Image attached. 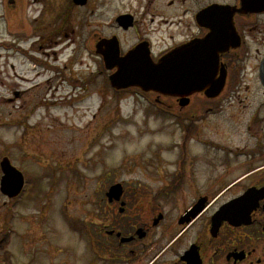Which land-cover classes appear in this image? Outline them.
Instances as JSON below:
<instances>
[{"label": "rangeland", "instance_id": "rangeland-1", "mask_svg": "<svg viewBox=\"0 0 264 264\" xmlns=\"http://www.w3.org/2000/svg\"><path fill=\"white\" fill-rule=\"evenodd\" d=\"M34 1L21 3L19 28L26 29L21 35L26 39H14L19 31L12 30L13 37L3 41L7 50L0 49V157L6 155L26 179L17 199L0 191L1 214L7 217L3 226L12 235L11 262L142 264L138 255L117 259L116 249L98 258L90 250L88 227L113 226L114 208L106 204L113 184L122 183L127 194L147 186L155 193L164 186L163 177L175 169L183 149L176 147L181 126L157 115L154 97L110 86L108 74H101L95 34L116 35L128 49L135 33L118 36L116 18L131 14L159 51L172 42L170 35L177 38L176 24L156 18L160 10L148 8L147 0H89L85 8L71 0ZM35 17L40 21L32 26ZM163 166L159 173L156 168ZM139 214L140 221L148 220V212ZM176 215L168 212L166 224L152 230L145 241L149 247L161 236L166 243V226ZM191 240L178 241L166 260L173 261L181 242Z\"/></svg>", "mask_w": 264, "mask_h": 264}, {"label": "flooded vegetation", "instance_id": "flooded-vegetation-1", "mask_svg": "<svg viewBox=\"0 0 264 264\" xmlns=\"http://www.w3.org/2000/svg\"><path fill=\"white\" fill-rule=\"evenodd\" d=\"M37 1L41 3L34 2ZM21 3L22 0H0V49L4 51L8 46L3 41L13 37L12 30L19 31L14 39H26L21 36L26 29L19 28V21L23 24L19 18ZM42 5L47 9L45 3ZM147 7L160 10L156 17L160 21L176 24L177 38L170 35L172 42L155 51L150 32L140 28L134 17V24L127 29L117 23L121 32L118 36L135 33L128 49L120 41L121 55L144 45L143 51H149L157 63L174 49L191 43L199 46V42L203 44L210 37L214 49H203L197 57L204 72L199 85L210 93L222 89L217 95L202 90L184 98L145 93L154 97L159 106L157 115L171 118L181 126L182 136L176 147L183 146L182 152L178 150L175 169L163 177L164 186L155 193L147 186L143 192L127 194L124 190L121 201L107 199V206L114 208V224L111 228L104 224L88 227L92 234L88 237L90 250L104 258V250L116 249L117 259L138 255L142 264H192L189 260L193 258L200 264H264V199L252 214L250 225L235 227L223 222L217 235L212 234L214 214L223 205L250 188H264V0H147ZM151 16L150 22H154L156 18ZM33 21L31 25L35 26L40 19L35 17ZM97 35V42L103 39ZM197 51L194 49L193 54ZM104 72L109 79L111 73L101 70V74ZM185 100L188 102L183 105ZM188 156L190 159L182 160ZM1 157L0 179L1 163L7 156ZM164 168L156 169L160 173ZM249 180L253 181L249 184ZM154 199L161 202L153 204ZM2 210L0 204V264H8L14 257L8 247V231L3 226L7 217L1 214ZM141 210L148 212L147 221L136 218ZM170 211L177 215L166 226V243L161 236L158 244L149 247L145 241L153 229L166 224ZM159 215L162 218L156 224ZM186 236L192 240L181 242L176 258L168 262L166 255L177 249L178 241ZM138 245H142V250H135Z\"/></svg>", "mask_w": 264, "mask_h": 264}, {"label": "water", "instance_id": "water-1", "mask_svg": "<svg viewBox=\"0 0 264 264\" xmlns=\"http://www.w3.org/2000/svg\"><path fill=\"white\" fill-rule=\"evenodd\" d=\"M76 5L84 6L87 0H73ZM118 23L124 28L133 25L132 15H122L117 19ZM210 37L204 40L203 44L199 42L191 43L184 48H177L169 54L162 57L157 63L151 58L149 51L146 53L144 45L135 47L121 56L119 41L116 37L112 39H102L96 45V52L103 56L105 67L109 70L116 68L111 74V86L116 90L128 89L130 87H138L144 92L154 91L159 94L187 97L194 92L205 90V87L199 85L204 80L203 71L199 66L197 57L203 49H214L212 39ZM210 43V46L208 45ZM198 49L194 55L193 50ZM183 56V62L180 63V57ZM207 58V57H206ZM211 58L213 60L214 54ZM218 59L215 53V60ZM261 79L264 84V68L261 70ZM222 88H216L214 92L205 90L209 95H217ZM188 100L183 101L185 105ZM3 177L1 180V192L10 198L17 197L23 190L25 179L21 171L15 168L8 158L1 163ZM124 194V188L121 183L112 185L107 197L110 202L120 201ZM264 199V188H250L238 199L225 204L213 217V235H217L218 230L224 221H228L233 226L251 224V215L259 207V203ZM123 211V208H121ZM162 216L160 215L155 223L157 224ZM141 230H139L140 232ZM142 237V236H141ZM124 241H130L125 239ZM192 264H200L193 258L189 260Z\"/></svg>", "mask_w": 264, "mask_h": 264}, {"label": "bare ground", "instance_id": "bare-ground-1", "mask_svg": "<svg viewBox=\"0 0 264 264\" xmlns=\"http://www.w3.org/2000/svg\"><path fill=\"white\" fill-rule=\"evenodd\" d=\"M84 115V114H83ZM82 117V116H81Z\"/></svg>", "mask_w": 264, "mask_h": 264}]
</instances>
